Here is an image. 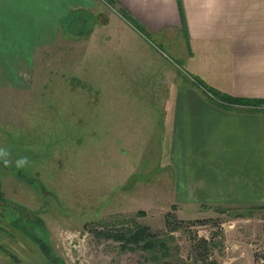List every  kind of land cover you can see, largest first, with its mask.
<instances>
[{
  "label": "rangeland",
  "instance_id": "rangeland-1",
  "mask_svg": "<svg viewBox=\"0 0 264 264\" xmlns=\"http://www.w3.org/2000/svg\"><path fill=\"white\" fill-rule=\"evenodd\" d=\"M99 1L105 11L121 16L108 2ZM148 42L147 50L163 53V62L177 57L160 38ZM84 44L75 43L77 53L83 52L75 103L67 104L73 91L40 88L45 81L56 88L65 80L59 66L79 64L63 46L51 51L48 74L34 75L37 88L1 94L0 147L11 151L13 165L0 163V264H264V207L251 208L264 202L223 200L227 196L219 187L201 186L197 183L202 180L193 177L195 186L186 191L187 201L174 200L183 192L176 186V172L158 171L155 163L167 151L165 117L171 90L163 81L168 69L159 67L149 88L132 74L130 79L122 73L107 74L108 58L98 59L100 66L93 74L90 70L97 62L88 57ZM175 66L179 77L194 79ZM15 93L17 105L4 104ZM19 156L29 157L30 167L16 169ZM198 197L219 200L190 199ZM233 208L246 215L234 216ZM169 210L185 220L171 233L165 223ZM199 217H214L220 225H188V219ZM134 220L166 237V254L162 247H124L97 232L126 228ZM200 236L211 240L204 259L193 244Z\"/></svg>",
  "mask_w": 264,
  "mask_h": 264
},
{
  "label": "crops",
  "instance_id": "crops-1",
  "mask_svg": "<svg viewBox=\"0 0 264 264\" xmlns=\"http://www.w3.org/2000/svg\"><path fill=\"white\" fill-rule=\"evenodd\" d=\"M119 2L143 23L151 40L124 16L105 11L99 0H0V114L1 94L37 88L34 75L48 74L51 51L61 46L73 62L79 58V64L59 66L65 80L56 88L45 81L40 88L73 91L67 104L75 103L82 84L83 52L77 53L76 42L85 43L88 57L97 62L93 74L104 57L107 74L122 73L128 79L132 74L149 88L157 69L164 67L168 79L163 82L171 90L165 117L167 151L155 164L158 171L176 172V186L183 192L174 200L187 201L193 177L202 180L197 183L201 186L219 187L227 196L223 200L264 202V111L242 104L226 108L195 79L234 96L264 98V0H182L180 6L178 0ZM156 37L180 60L169 56L163 62V53L147 50L146 41ZM175 64L194 79L179 77ZM109 81L106 77V84ZM15 95L4 104L17 105Z\"/></svg>",
  "mask_w": 264,
  "mask_h": 264
},
{
  "label": "trees",
  "instance_id": "trees-1",
  "mask_svg": "<svg viewBox=\"0 0 264 264\" xmlns=\"http://www.w3.org/2000/svg\"><path fill=\"white\" fill-rule=\"evenodd\" d=\"M108 2L111 6H113L122 16H124L126 19H128L139 31L147 34L150 36L149 32L147 31L146 27L143 25V23L135 16L133 15L130 10L119 0H105ZM179 6L182 5V0H178ZM183 8V6H182ZM196 82L199 85H202L207 90L210 91L213 96H211L212 99H214L217 103L225 106L226 108H234L235 104H242L249 106V108L253 110H261L264 111V98H257V97H239L234 96L232 94L222 92L214 87H210L203 79L201 78H195ZM210 96V95H209ZM251 104V105H250ZM264 207V205H251V208H260ZM221 211H226V209H221ZM234 216H241L246 215V213L238 211L236 208H233ZM252 212H249L248 214H251ZM166 232H173L180 227L184 226L185 220L184 218L178 217L172 210H169L166 212ZM187 222L192 224H205L209 221L213 222V224H219L218 219L214 217H204V218H196V219H188ZM97 232L107 235L109 237H112L116 240H119L122 242L124 247H128L130 243H134L135 246H141L144 248H147L149 250L156 249L157 247H162L165 250V254L168 251V240L166 237L158 234L157 231L152 230L151 226L149 224L144 223H138L137 221H133V223L126 227L121 229H107V230H98ZM193 244H195V248L197 250H200L201 254L199 257L206 258L209 253L211 240L206 236H200L193 239Z\"/></svg>",
  "mask_w": 264,
  "mask_h": 264
},
{
  "label": "clouds",
  "instance_id": "clouds-1",
  "mask_svg": "<svg viewBox=\"0 0 264 264\" xmlns=\"http://www.w3.org/2000/svg\"><path fill=\"white\" fill-rule=\"evenodd\" d=\"M11 151L6 147H0V163L5 167H11L13 160L11 158ZM16 169H26L30 167V160L27 156H19L14 161Z\"/></svg>",
  "mask_w": 264,
  "mask_h": 264
},
{
  "label": "built area",
  "instance_id": "built-area-1",
  "mask_svg": "<svg viewBox=\"0 0 264 264\" xmlns=\"http://www.w3.org/2000/svg\"><path fill=\"white\" fill-rule=\"evenodd\" d=\"M212 94V93H211ZM213 95V94H212Z\"/></svg>",
  "mask_w": 264,
  "mask_h": 264
}]
</instances>
